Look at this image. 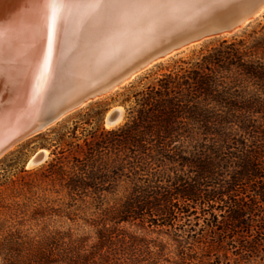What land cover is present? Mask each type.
<instances>
[{
  "label": "trees",
  "instance_id": "obj_1",
  "mask_svg": "<svg viewBox=\"0 0 264 264\" xmlns=\"http://www.w3.org/2000/svg\"><path fill=\"white\" fill-rule=\"evenodd\" d=\"M261 17L117 91L115 128L93 103L62 125L11 203L0 191V264H264Z\"/></svg>",
  "mask_w": 264,
  "mask_h": 264
},
{
  "label": "water",
  "instance_id": "obj_2",
  "mask_svg": "<svg viewBox=\"0 0 264 264\" xmlns=\"http://www.w3.org/2000/svg\"><path fill=\"white\" fill-rule=\"evenodd\" d=\"M20 8L18 0H0L6 20ZM66 13L47 38L35 16L22 30L14 21L11 39H0V159L185 48L243 29L262 16L264 0H198L165 23L139 27L86 15L74 42V33L64 35ZM37 158L39 165L46 161L43 153Z\"/></svg>",
  "mask_w": 264,
  "mask_h": 264
},
{
  "label": "snow or ice",
  "instance_id": "obj_3",
  "mask_svg": "<svg viewBox=\"0 0 264 264\" xmlns=\"http://www.w3.org/2000/svg\"><path fill=\"white\" fill-rule=\"evenodd\" d=\"M195 2L198 0H28L36 19L43 21L46 38L69 10L83 11L90 19L102 17L110 22L130 21L139 27L152 22L165 23L175 10ZM8 24L9 21L5 20L0 23V28L7 31ZM8 47L14 48L13 40L8 42ZM0 52H3L2 47Z\"/></svg>",
  "mask_w": 264,
  "mask_h": 264
},
{
  "label": "rangeland",
  "instance_id": "obj_4",
  "mask_svg": "<svg viewBox=\"0 0 264 264\" xmlns=\"http://www.w3.org/2000/svg\"><path fill=\"white\" fill-rule=\"evenodd\" d=\"M262 16H264V14ZM261 19H263V17L259 18V20ZM198 46L199 44L193 47H189L160 63H162L164 66H167L172 62L173 58L187 56L194 48ZM121 100H122L121 96H118L116 93H113L107 97L98 100L100 101L99 104H95V102H97L95 101L91 106L88 107L91 108V114L95 116L97 120H101L102 125L106 129H112L122 124L127 116L126 108L127 106H129V104L124 105ZM118 107H122L125 110V115L116 126L109 128L106 124L107 115L109 114V112H111L112 110ZM79 111L71 114L63 121L59 122L58 124L51 127L49 130L41 133L40 135H37L35 137L23 141L21 144L14 147L10 152H8L4 157L0 159V191L3 192L4 196L6 197V201L8 203H11V184H9L10 183L9 181H11V179H17L19 176L28 175L30 173L34 174L38 169H40L45 164L47 160H50L53 157L51 153L53 151L58 152L61 148V146H59V137L64 132L61 126L67 125L72 127L73 121L78 119L77 113ZM94 125H96V123ZM84 126L89 127L88 125H84ZM77 134L81 136L82 135L81 130H78ZM44 151L47 152L45 158L46 161L39 166L35 165L34 167H29L30 160L36 155H39L41 153L44 154ZM22 170H25L26 172H22ZM3 218L8 219L7 227L11 229V215ZM191 218L192 220L196 221L194 216ZM30 226L31 225L27 222L22 228L24 230H28ZM33 227L36 228V226Z\"/></svg>",
  "mask_w": 264,
  "mask_h": 264
},
{
  "label": "bare ground",
  "instance_id": "obj_5",
  "mask_svg": "<svg viewBox=\"0 0 264 264\" xmlns=\"http://www.w3.org/2000/svg\"><path fill=\"white\" fill-rule=\"evenodd\" d=\"M18 1H19V7H21V8L18 11V13H16L17 16L14 14L15 16H13L12 19H11V17H9V19H7V21H9L8 30L5 31L3 28H0V39L1 40L11 39V33H12V29H13L12 28V24H14V21L17 20V23H18V26L15 29L22 30V29L26 28V26L24 24L25 21H28L29 19L31 21L36 16V13L34 12V10L31 9L29 4H25L24 0H18ZM86 15L87 14L85 12L80 11V10H69L66 13V22H65V27H64V35H69V34H71V32L74 33L73 36H72L71 41L74 40L73 37L75 35V31L77 30V27L80 29L81 26L83 25V21H84V18L86 17ZM5 20H6L5 14H3L0 11V23H2ZM19 24H21L22 26L19 25ZM10 28H11V30H10ZM225 36H227V35H225ZM64 44H65V42H64ZM193 46H195V45H193ZM193 46H190V47H193ZM185 49H187V48H185ZM41 72H42V68H40V71L38 72L37 77H40ZM115 112H117V119L115 120V122H112L110 117ZM124 115H125V110L122 107L115 108L114 110L109 112V114L107 115V118H106L107 126L109 128H112V127L116 126L122 120ZM45 151H44L43 161L46 158V153L47 152H45ZM40 163L41 162L38 161V158H37V155H36L30 160L29 167H34L35 165H39Z\"/></svg>",
  "mask_w": 264,
  "mask_h": 264
}]
</instances>
